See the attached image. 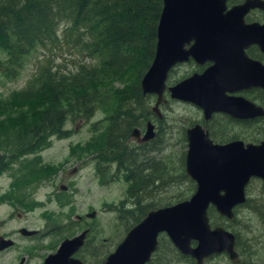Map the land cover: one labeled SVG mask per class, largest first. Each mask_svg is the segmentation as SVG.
Segmentation results:
<instances>
[{
    "label": "trees",
    "instance_id": "1",
    "mask_svg": "<svg viewBox=\"0 0 264 264\" xmlns=\"http://www.w3.org/2000/svg\"><path fill=\"white\" fill-rule=\"evenodd\" d=\"M161 5L162 0H0V74L3 77L15 79L23 58L38 46L54 44L60 37L59 32L66 41L73 40L79 45L87 57L99 62L97 66L79 62L74 69L62 70L46 60L25 86L0 101V151L3 153L0 152V174L6 170L5 165L13 160L12 157L34 156L18 168L20 173L14 176L13 188L17 184L23 187L40 183L59 170L53 165L41 164L39 152L48 144L49 137L67 136L65 123L68 119L87 121L101 106L113 105L115 108L107 112L113 117L96 138V147L97 156L102 159L99 162H113L115 173L111 174L100 166L96 167L95 173L103 183L119 179L120 174L129 182L124 197L110 206L124 231L150 210L162 207L159 202L148 200L152 189L165 187L166 181L169 184L188 181V189H194L195 182L185 173L183 158L179 157L181 164L173 170L164 159L160 162L154 156L149 158L155 150L145 148L139 151L142 160L137 157L136 165H132L133 152L123 142L140 122L138 117L143 120L149 111V97L141 94L140 80L154 57ZM115 79L123 80L125 84L118 92L110 90ZM263 129L253 138L254 141L264 139ZM93 146L88 143L81 149L90 150ZM16 193L7 198L34 207L33 202L28 204L25 195L19 191ZM182 194L180 191L177 196ZM57 199L61 202L60 195ZM181 200L184 199H176L177 202ZM251 201L247 197L242 206H250ZM163 204L173 203L166 200ZM254 210L264 222V212L257 207ZM234 214V218L228 220L213 207L208 209L210 224H213V218H219L234 225L237 219L236 212ZM64 227H67L65 232L70 231V224L62 225ZM233 233L241 255L238 264H255L254 253L244 246L238 231ZM92 237L90 228L79 256L85 262L101 263L113 250L99 239L92 255ZM160 246L148 264H172L173 260L195 264L192 258L182 255L174 246L170 245L167 256Z\"/></svg>",
    "mask_w": 264,
    "mask_h": 264
},
{
    "label": "water",
    "instance_id": "2",
    "mask_svg": "<svg viewBox=\"0 0 264 264\" xmlns=\"http://www.w3.org/2000/svg\"><path fill=\"white\" fill-rule=\"evenodd\" d=\"M225 1L163 0L156 27L154 57L140 80L143 94L157 95L154 110L163 100L162 92L170 67L176 61L192 56L196 60L210 59L216 63L201 75H192L170 86L171 97L197 104L203 108L206 118L214 111H223L237 118L264 115V107L243 98L224 97L229 82L245 84L247 81L242 73L244 70L241 72L239 65L236 71L232 60L246 57L242 49L253 42L264 50V26H244L242 23L241 15L252 4L246 2L223 13ZM192 40L189 48H185ZM260 70L261 75L247 83L264 86V70ZM137 133L135 128L133 134ZM153 137V125L148 122L143 139ZM186 138L185 173L195 182L192 195L150 210L97 264H148L158 247L161 233H165L173 246L182 255L192 258L195 264H206V258L222 252L233 262L238 261L235 235L224 226L212 227L208 209L212 206L226 219L234 218V208L246 201L245 190L251 179L257 177L264 181V140L259 143L233 140L217 144L199 125L188 128ZM62 189L66 187L62 186ZM95 214L91 211L86 217L93 218ZM87 233L88 229H84L64 238L43 264H84L72 255L82 246ZM5 245H9L6 240L0 248Z\"/></svg>",
    "mask_w": 264,
    "mask_h": 264
},
{
    "label": "rangeland",
    "instance_id": "3",
    "mask_svg": "<svg viewBox=\"0 0 264 264\" xmlns=\"http://www.w3.org/2000/svg\"><path fill=\"white\" fill-rule=\"evenodd\" d=\"M61 35L62 32H59L60 37L54 44L38 46L30 51L23 58L19 74L15 79H8L0 74V101L5 100L11 92L25 86L38 70L40 64L46 60H50L62 70L74 69L79 62L98 65V60L87 57L81 51L79 45H76L73 40L66 41ZM174 77L175 75L172 76V79ZM111 85L110 90L118 92L125 84L123 80L115 79ZM153 103L154 97L149 100V105L151 106ZM169 104L170 107L164 110L167 119L161 127V144H158L159 150L156 149L153 156L160 162L164 159L166 164L174 170L181 164L179 151L182 150V143H184L181 130L186 125L187 120L199 119L201 113L187 104L172 101ZM114 108L113 105L101 106L87 121L74 118L68 119L65 123V129L68 130L67 136L60 138L51 136L48 138V144L42 147L39 152L41 164L53 165L57 169H61L60 172L62 171V173L59 175L60 172L57 170L56 173L51 174L47 184H44L42 180L40 183H32L23 187H19V184H17L13 188L14 176L20 173L18 168L22 163H26V160L34 158L31 154L20 155L18 158L12 157L13 160L5 165L6 170L0 174V233H11V237L17 238V245L0 256V264H17V260L21 256L34 248L31 261L25 264H37L41 261L43 255L53 253L61 240L72 237L86 226L91 227V237L95 236L97 243L99 239L104 240L111 251L122 240L126 231L120 226V222L116 219V213L111 210L110 206L118 203L124 197L126 182L122 176L119 179L114 178L110 182L106 181V183L100 181L95 173L91 149L85 151L81 149L83 145L88 143L94 144V146L97 145L96 138H99L102 130L107 126L106 116L111 114L107 112ZM216 118L214 121L215 128L220 126L221 123L223 125L228 124L221 117L217 116ZM247 127L250 128V126ZM224 135L227 137L240 135L245 141H252L254 138L244 124L242 126L238 124L227 126ZM93 140L94 142H92ZM73 148H76V150L72 151ZM0 152L3 154L2 151ZM6 155L8 156V153ZM14 160L16 162L12 163ZM113 169L111 167L112 171ZM166 182L165 187L152 189L151 194H148V200H154L155 203L159 202L160 206H163L166 200L176 203L177 198H189L195 190V183L193 190L188 189V181L170 184L168 181ZM61 183L68 186L65 193L62 190V203H64L62 208L57 199V196H59V193H57L58 187ZM17 191L26 196L28 204L33 202L34 207L29 208L22 202L7 198L9 195L15 196ZM180 191L183 194L178 197L177 194ZM246 193L252 200L250 202L251 207L241 206L235 208L237 219L234 225H231L228 220L219 218H213V224L211 225L222 224L231 232L238 231L244 246L254 253L253 260L256 261L255 264H264V222L254 210V207H257L258 210L264 212V181L261 179L252 180L246 188ZM91 211L96 212L95 216L93 218L86 217L85 215ZM78 216H82V219H77ZM47 221H56V224L62 221V225L70 224V231L65 232L64 229H67V227H64L60 235L59 230L56 228L57 225H55L53 232L45 236L42 240L43 243L39 246L37 242H42L41 238L31 240L22 238L18 233H15L23 226L29 229L43 230ZM94 243L96 244V242ZM160 245L167 256V251L172 243L164 233L160 235ZM192 245H195L194 241H192ZM227 261L229 260L225 255L217 254L206 260V263L228 264ZM172 264H190V262L187 260L179 262L173 260Z\"/></svg>",
    "mask_w": 264,
    "mask_h": 264
},
{
    "label": "flooded vegetation",
    "instance_id": "4",
    "mask_svg": "<svg viewBox=\"0 0 264 264\" xmlns=\"http://www.w3.org/2000/svg\"><path fill=\"white\" fill-rule=\"evenodd\" d=\"M246 2H250V4H252V6H251V8L249 10H245L244 13L241 15L242 23L244 24V26L250 25V24L251 25H255V26L256 25L264 26V0H252V1H247V0H226L225 1V8L223 10V13H226L228 10H230L234 6H239V5H242V4L246 3ZM217 6L219 7V4ZM162 7H163V0H162L161 9H162ZM192 43H193V40L190 41V43L186 44L185 48L188 49L189 46ZM242 50H243V53L246 55V57H243L242 60L238 59V60H232V61H234L235 67H237L236 71H238V66L239 65H240L239 70L241 72L244 70V72H242V73H245V75L247 77V79H246L247 81H246L245 84L241 83V82L238 83V81L229 82L227 84V87H226L225 91H224V97H227L229 99H236V98L239 97V98L245 99L247 102L254 103V104L258 105V106L264 107V86L254 85V83H251V84L247 83V82L251 81L252 78L261 75L260 74V72H261L260 69L261 68L264 70V67H263L264 66V50L261 49L259 44L256 43V42H253L252 44L245 46ZM215 63H216L215 60H210V59L196 60L192 56H188V58L185 59V60L176 61L170 67V69L167 72V77H166V80H165V88H164V90L162 92V99L163 100L161 102H159L158 105H156L157 106L156 110H154V107H155V104H156V101H157V95L156 94H143L142 91H141V94L143 96L148 95L149 100L151 98L153 99V97H154V103H153V105L148 106L149 111H147V117H145L143 120L140 117H138L137 120H140V122L138 123V125L134 126L130 130V132L128 133L126 138H124V141H123L124 145H126L127 149H129V150H131L133 152L132 165L135 164V160H136L137 157H139L140 160H142L141 158L143 156H142V154L139 151H143V150H145V148H150L151 150H155V151H156V149L159 150L158 144H161L160 143V141H161V127H162L163 123L167 119V116H166V113H165L164 110L170 107L169 102H171V101L174 102V103L187 104L188 106L199 110V112L201 113V117L199 119L187 120L185 122L186 125L181 130L182 136H183L182 141L184 142V143H182V146H183V144H184V146L182 147V150L180 149L179 156L181 158H183V167L185 166V156H186V151H187L186 130L188 128H191V127L195 126V125H199V126L203 127L207 131L208 136L212 140V142L213 143H217V144H224V143H227V142H230V141H233V140H242L245 143H247V142L259 143L262 140H264V139H262V140L259 139L257 141H254V140L245 141L244 139H242L240 137V135H230L228 137L226 135H224L225 134V129H227V126H229L231 124L232 125L238 124V125L242 126L244 124L245 127L247 129H249L251 135L254 138H256V136H258L259 133H260V129L264 128V115L263 116L247 117V118H237V117H234V116H232V115H230V114H228L226 112H223V111H214V112H212L210 114V116L208 118H206V115H205V112H204L203 108L199 107L197 104H195L193 102H189V101H182L180 99L173 98V97L170 96V91H169V87L170 86L176 85L179 82H181L182 80H184V79H186V78H188V77H190L192 75H195V74L196 75H201L208 68L212 67ZM174 75H175V77H174V79H172V76H174ZM116 108L119 109L121 107H116ZM124 108L125 107H122V109H124ZM217 116L221 117V119L223 121H227L228 124L227 125H223L221 123L220 126L215 128V126H214L215 122L214 121L217 119L216 118ZM111 117H113V114H110V115L106 116V121H107L106 125H108L109 119ZM148 122H150L153 125L154 137L151 138V139H148V140H144L143 139V135H144V133L146 131ZM247 126H250V128L247 127ZM135 128L138 129L137 135L133 134V130ZM96 146H93L91 148V152H92L91 153V157L93 159L92 161L94 162L95 171H96V167L100 166L101 168H105V170L110 171V173H115V167L116 166L114 165L113 162L110 163V164H108V163L101 164L99 162L102 159L97 156L98 155V148ZM184 147H185V150H184ZM94 148H95V153H94ZM121 152L124 153L122 150H121ZM151 157H153V152H151L150 155H149V158H151ZM111 167L114 168L113 171L111 170ZM60 170H59V172H60ZM61 173H62V171L59 173V175ZM119 176L121 177L122 174H120ZM254 179H260V178L253 177L251 179L250 183ZM43 181H44L43 182L44 184H47L49 182L48 179H43ZM124 181L126 182V188H127L129 182L126 181V180H124ZM250 183H249V185H250ZM249 185H247V186H249ZM62 186H65L66 189L63 190ZM247 186H246V188H247ZM67 189H68V186L62 185V183L59 184L57 193H59V195H60L61 208H62V190L65 192ZM245 193H246V190H245ZM247 197H249V196H247V193H246V198ZM243 204H245V202ZM243 204L238 205L235 208L241 207ZM210 207H212V206H210ZM235 208H234V212H235ZM77 219L81 220L82 216H78ZM46 223H47L46 227L43 228V230H41V229H29V228H26V227L23 226V227H20L18 230H16L15 233H18V235L21 236L22 238H29L31 240H38L39 238H41V241H42V240H44L45 236H48L50 234V232L51 233L53 232V228L56 227L55 225H57L56 228L59 230L58 233H60V235L62 234V221L60 223H57V224H56V222H52V221H47ZM216 225H220V224H216ZM216 225H214V226H216ZM90 228L91 227L86 226V227H83L78 232V233H80L82 230L88 229V233L86 234V237L84 239V243L72 255V257L80 259L84 264H93L91 261L90 262L89 261L85 262L79 256V253L82 251V248L84 247L86 241L88 240V236H89V233H90ZM21 229H25V230L33 231V232L32 233H25V232L22 233L20 231ZM56 232H57V230H56ZM78 233H76V234H78ZM11 235H12L11 233L10 234L0 233V246H2L4 244V240H6V243L9 244L7 246L5 245V247L0 248V256L5 254V253H7L8 250L16 247L17 238L11 237ZM160 235H159V239H160ZM66 238H70V237H66ZM2 239H4V240H2ZM30 242H32V241H30ZM94 242H96V244ZM37 243H38L37 245L39 246V245H41L43 243V241L40 242V243L39 242H37ZM159 243H160V241H159ZM159 243H158V246H159ZM116 245H115V247H116ZM91 246H92L91 247V254L93 255V253H95V251L97 249V241L93 237L91 238ZM114 248H113V250H114ZM235 249H236V251L238 253V261L237 262H233L225 252H222V253H219V254H223V255H225L228 258V260H229V261H227L228 264H238L240 262L241 255H240V253L238 252V250L236 248V237H235ZM34 250H35V248L33 250H31V251L29 250L28 252L25 253L24 256H21L19 258V260H17V258H16L15 261L17 260V264L29 263L31 261V259H32V256L34 255L33 252H32ZM49 254H51V252L43 255L41 257V261L39 263H37V264H43L45 258ZM214 255H217V254H213L210 257H212ZM210 257L205 259V263H206V260H208ZM94 264H97V263H94Z\"/></svg>",
    "mask_w": 264,
    "mask_h": 264
},
{
    "label": "bare ground",
    "instance_id": "5",
    "mask_svg": "<svg viewBox=\"0 0 264 264\" xmlns=\"http://www.w3.org/2000/svg\"><path fill=\"white\" fill-rule=\"evenodd\" d=\"M162 207H163V206H162ZM159 235H160V234H159ZM158 239H159V236H158ZM158 243H159V240H158ZM157 248H158V247H157ZM155 251H156V250H155ZM155 251H154V252H155ZM154 252H153V253H154ZM151 258H152V255H151ZM149 262H150V261H149Z\"/></svg>",
    "mask_w": 264,
    "mask_h": 264
}]
</instances>
